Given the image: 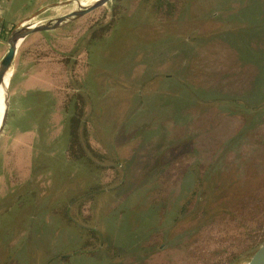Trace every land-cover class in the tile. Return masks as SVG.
I'll list each match as a JSON object with an SVG mask.
<instances>
[{
	"label": "rangeland",
	"instance_id": "374dc122",
	"mask_svg": "<svg viewBox=\"0 0 264 264\" xmlns=\"http://www.w3.org/2000/svg\"><path fill=\"white\" fill-rule=\"evenodd\" d=\"M184 1L159 18L151 2L109 0L20 41L0 137V264H246L264 242V0ZM80 2L39 0L12 22L42 23ZM176 43L187 82L232 95L206 101L161 76L143 83V50ZM145 94L188 97L184 116L166 129L151 126L156 111L133 117ZM75 135L102 161L80 157Z\"/></svg>",
	"mask_w": 264,
	"mask_h": 264
},
{
	"label": "trees",
	"instance_id": "16d2710c",
	"mask_svg": "<svg viewBox=\"0 0 264 264\" xmlns=\"http://www.w3.org/2000/svg\"><path fill=\"white\" fill-rule=\"evenodd\" d=\"M144 1L151 2L150 5H151L152 12L154 14L158 15L159 18L161 15L173 14L174 12L178 13L180 11V9L181 10L183 9L182 4L185 2L184 0H177L176 2H171L170 0H144ZM164 12H165V14H164ZM212 36H210V37H212ZM217 37H219V36H217ZM225 39L227 40V42H229V44L231 43V41L228 40L226 37H225ZM241 40H237V41H241ZM182 43H183V41H182ZM180 45L181 44H177V43L176 44H168V45H166V48L162 47L158 51H154V53H149V51H151L152 49H156L157 47H149V48L147 47V49L143 50L144 53L147 52L146 55L144 54L145 56H144L143 61L147 62L146 67L148 69L145 73H142V75H143V81L142 82L144 83V81L147 82L149 80H154L155 78L161 76L162 78H164L165 81H167V83L172 82L174 85H177V87H179L178 90L182 93L183 96H184L183 93L186 91L189 94L193 93L194 97L201 99V100H206V101L219 100V99L225 100L228 96L232 95V94H227V91L225 90V88L224 89L219 88V89H216V91H208L204 87L198 88V87H195L194 85L192 86L191 83L187 82L184 78V74L188 71L187 68H188L189 63L185 62V60L177 61V60H175V57H174L177 54L176 55L171 54V51H173V49H174V51H176V49ZM166 49H169L170 52L166 53ZM155 52H157V53H155ZM175 62H177L176 67H175V65H173ZM163 63H166L165 66L167 69L166 68L163 69ZM172 67H174V68H172ZM246 77L250 78L248 81L249 83H247V84H252V86H253V84L256 83L255 79L257 77V74H256V77H255V73H252L251 75H247ZM221 78H223V77L221 76ZM239 86H241V82H239ZM248 87H251V85H248ZM244 88H246V87H244ZM244 88H242V89H244ZM252 89H254V88H252ZM232 93H236V92H232ZM140 97L141 98L138 97L137 99H135L134 104L133 103L131 104L133 106V110L131 113V114H133L132 116L135 117V115H136L135 112L138 109H139V113L141 112L142 109H144L143 110L144 115L145 114H151L152 111H156L159 116L152 122L153 124L151 126H155L156 124L160 123L157 127L160 128V125H162L163 129H166V126L168 127L167 124L170 123L171 119H176V121H178V120H180L181 116H184L183 115L184 102H185V100H188V97L183 98V101H182L177 97H175V98H173V96L164 97V95H161V94H155V95L153 94L152 95L153 99H151V100H150V97L147 96L146 94L144 96L142 95ZM238 98H241V97H238ZM137 101H139L138 105H137ZM141 105L143 107H141ZM77 114H78V118H77L78 122L77 123L79 126L83 122V120H81L82 111H80V109H79ZM164 114H167L168 116L170 115L171 118L163 119ZM131 120H128V121H131ZM85 123H86V121H85ZM127 130H129L128 124L121 128L120 133L123 135V137L125 136V133ZM85 138H86V136H85ZM76 140H78V139L75 135L73 143H76L75 145L79 147L80 157H83L88 163H90L91 166L94 165L93 158H95L97 161L101 162L102 159L105 157L104 153H99L100 151L98 152V150L97 151L93 150L90 147L88 141L85 142V147H83L82 144ZM97 153H99V154H97ZM110 154L114 156L116 153L112 152ZM113 156H110V157L113 158ZM91 157H93V158H91ZM100 168H104V166L100 165ZM200 168H201V166H200ZM90 189L91 190L96 189V187L93 186ZM250 193L253 194V196H251ZM246 195H247V197H246ZM243 199L244 200H250L251 203H254L255 201L256 202L260 201L258 196L256 194L252 193L251 191L249 192V190L244 191ZM89 231H90L91 237H93V236H95V238H96V236L98 237V233H97L96 229H90Z\"/></svg>",
	"mask_w": 264,
	"mask_h": 264
},
{
	"label": "water",
	"instance_id": "95a60500",
	"mask_svg": "<svg viewBox=\"0 0 264 264\" xmlns=\"http://www.w3.org/2000/svg\"><path fill=\"white\" fill-rule=\"evenodd\" d=\"M107 1L109 0H96L89 5L86 6L81 5L80 8L75 11H72L70 13L61 15L59 17H56L54 19L42 23L34 22V23L26 24L25 21L18 25H15L10 30V32L6 37L8 48L3 54V56L0 58V77L3 76V74L8 68H10L11 66L13 67V61L15 58V54L17 52L19 41H22L25 37H27L32 33L58 28L64 23H67L71 20L79 18L93 11L94 9L105 4ZM8 99H9V90L7 89V97L5 99L3 117L0 124V133L3 130L5 124V119L8 110ZM246 264H264V242L253 252V254L251 255L250 259Z\"/></svg>",
	"mask_w": 264,
	"mask_h": 264
},
{
	"label": "crops",
	"instance_id": "0c3cea01",
	"mask_svg": "<svg viewBox=\"0 0 264 264\" xmlns=\"http://www.w3.org/2000/svg\"><path fill=\"white\" fill-rule=\"evenodd\" d=\"M38 2H39V0H0V23H1L2 29H3V33L0 36V46L3 45V43H4V38H5V34H6L7 29H10L13 25H15V23L12 22V19L14 17H16L18 19L24 18L25 14L27 12L31 13L32 10H34L35 8L38 7V4H36ZM24 12H25V14H23ZM27 14H26V16H27ZM214 38H216V36L208 37L207 41L209 42V44H208L209 48H210V44H213V42L210 43V40L214 39ZM224 41H225V39H224ZM193 48H191L192 51H193ZM222 48H223V46H222ZM3 51L5 52V49H3L1 51L0 58L2 57V55L4 53ZM179 61H182V59L180 58ZM12 74H13V72H12ZM178 96L179 95L177 94V97ZM179 99L183 101V98L181 99L179 97ZM3 129H4V127H3ZM2 134H3V130L0 133V137L2 136Z\"/></svg>",
	"mask_w": 264,
	"mask_h": 264
},
{
	"label": "bare ground",
	"instance_id": "6f19581e",
	"mask_svg": "<svg viewBox=\"0 0 264 264\" xmlns=\"http://www.w3.org/2000/svg\"><path fill=\"white\" fill-rule=\"evenodd\" d=\"M81 0V4L83 6L89 5L92 2L96 1V0ZM71 12V11H70ZM20 43V41L18 42ZM13 67L11 66L10 68H8L5 73L3 74L2 77H0V124H1V120L3 117V112H4V104H5V99L7 97V89L9 87V82H10V78L12 76V72H13Z\"/></svg>",
	"mask_w": 264,
	"mask_h": 264
},
{
	"label": "built area",
	"instance_id": "2783aa9c",
	"mask_svg": "<svg viewBox=\"0 0 264 264\" xmlns=\"http://www.w3.org/2000/svg\"><path fill=\"white\" fill-rule=\"evenodd\" d=\"M2 33H3V29H2V25L0 23V36L2 35Z\"/></svg>",
	"mask_w": 264,
	"mask_h": 264
}]
</instances>
